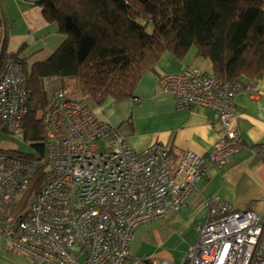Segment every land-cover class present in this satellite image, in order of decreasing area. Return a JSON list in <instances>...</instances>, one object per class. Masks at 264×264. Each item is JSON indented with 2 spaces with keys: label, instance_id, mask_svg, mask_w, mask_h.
Segmentation results:
<instances>
[{
  "label": "built area",
  "instance_id": "1",
  "mask_svg": "<svg viewBox=\"0 0 264 264\" xmlns=\"http://www.w3.org/2000/svg\"><path fill=\"white\" fill-rule=\"evenodd\" d=\"M162 92L177 110L205 108L217 114L222 138L202 156L187 152L174 168L160 145L137 152L86 100H74L59 81L47 82V148L43 160L32 153L0 149V241L44 264H173L162 257L136 259L129 245L143 224L179 212L199 181L222 168L243 148L235 126V99L246 90L214 74L186 66L163 75ZM29 95L22 64L13 53L0 65V126L22 130ZM43 185L29 205L20 200L39 169ZM199 237L185 264H264V215L253 204L235 209L213 195Z\"/></svg>",
  "mask_w": 264,
  "mask_h": 264
},
{
  "label": "trees",
  "instance_id": "2",
  "mask_svg": "<svg viewBox=\"0 0 264 264\" xmlns=\"http://www.w3.org/2000/svg\"><path fill=\"white\" fill-rule=\"evenodd\" d=\"M31 1L66 37L46 61L30 64L15 54L29 95L22 130L37 160L44 159L48 143L50 80L65 88L67 81H77L84 99L94 105L123 101L134 98L141 79L156 70L164 54L184 62L193 47L225 84L247 87L264 77V0ZM0 27L1 65L9 45V26L1 17ZM46 174L44 166L33 176L19 211L29 205Z\"/></svg>",
  "mask_w": 264,
  "mask_h": 264
},
{
  "label": "crops",
  "instance_id": "3",
  "mask_svg": "<svg viewBox=\"0 0 264 264\" xmlns=\"http://www.w3.org/2000/svg\"><path fill=\"white\" fill-rule=\"evenodd\" d=\"M0 17L9 26L8 53H20L30 64L46 61L66 40L56 24L45 20L42 8L34 1L0 0ZM188 65L192 67L164 54L156 70L141 79L127 106H118L109 99L102 107H93L95 114L115 126L137 152L154 145L166 148L174 168L187 152L207 155L222 138L217 114L197 107L177 110L173 96L159 86L163 75L181 72ZM234 112L235 126L243 139L242 150L222 168L211 167L179 212L143 224L148 227L141 259L162 257L176 264L181 254L186 262L189 248L198 241V226L206 219V200L210 196H219L235 209L253 204L264 215V77L250 82L237 95Z\"/></svg>",
  "mask_w": 264,
  "mask_h": 264
},
{
  "label": "rangeland",
  "instance_id": "4",
  "mask_svg": "<svg viewBox=\"0 0 264 264\" xmlns=\"http://www.w3.org/2000/svg\"><path fill=\"white\" fill-rule=\"evenodd\" d=\"M1 29V27H0ZM2 40V35L0 34V42ZM195 48H192V51L186 58V62L192 65L193 68H197L201 71H205L208 73H212V64L210 60L203 58V57H196L195 56ZM12 50L11 48H9ZM14 53L17 52V50H12ZM67 88L70 90L71 95L74 99H80L85 98L83 93L80 90V87L78 85V82L75 80H69L66 83ZM109 100V99H108ZM108 100H106L101 105H93V107L99 108L102 107ZM113 100V99H112ZM133 98L126 99L123 101H116L114 102L118 106H127ZM31 142H27L24 139L23 130H19L16 132H7L2 129L0 126V149L8 150L12 152H23V153H32L34 152V148L30 146ZM148 227V225H142L140 226L136 232L133 234V239L130 241V252L132 257H135L136 259H141L144 254V246L146 245L144 241V235L146 234L145 230ZM185 257L181 254L178 255L176 264H184L185 263ZM39 261L31 260L30 257L21 254L20 252L8 250L5 246V243L0 241V264H40Z\"/></svg>",
  "mask_w": 264,
  "mask_h": 264
},
{
  "label": "clouds",
  "instance_id": "5",
  "mask_svg": "<svg viewBox=\"0 0 264 264\" xmlns=\"http://www.w3.org/2000/svg\"><path fill=\"white\" fill-rule=\"evenodd\" d=\"M79 100V99H78ZM81 100H86V99H81ZM86 101H88V100H86ZM89 102V101H88ZM90 103V102H89ZM91 104V103H90ZM91 106H92V108H93V105L91 104ZM94 109V108H93Z\"/></svg>",
  "mask_w": 264,
  "mask_h": 264
}]
</instances>
